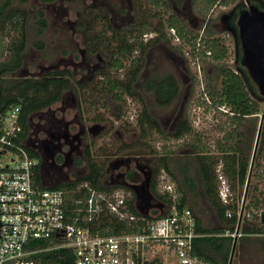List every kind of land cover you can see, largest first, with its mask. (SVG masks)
Instances as JSON below:
<instances>
[{
    "label": "rangeland",
    "instance_id": "1",
    "mask_svg": "<svg viewBox=\"0 0 264 264\" xmlns=\"http://www.w3.org/2000/svg\"><path fill=\"white\" fill-rule=\"evenodd\" d=\"M252 2L264 10V0H252ZM11 3L12 6L24 9L28 13L26 50L23 54V64L16 72V76L37 77L45 72L59 69H67L71 73V86L63 91L62 100L52 104L48 109L32 113L29 117L30 130L25 139L27 147L31 143L33 144L34 138L43 134L42 138L46 140L48 138L46 132L58 131L54 128L61 119L60 116L64 109L66 119L72 122V124L70 123L72 132L75 127L78 128L74 124L75 122L80 120L84 124L86 130L83 135V143L86 141V144L81 145L82 149L90 146L94 159L98 162L105 161L106 169L110 162L115 161L116 157H126V163H130V169L137 170V164L149 169L153 162L157 163L156 157L161 154L163 145L164 148H169L172 152L168 159L171 166L185 158L192 159L193 153L187 144L179 140L165 139L158 136L156 131L147 134V138L140 141L135 121L141 106L139 100L135 96L126 95L119 103L110 100L109 95L103 91L105 80L101 74L106 70L111 78L122 79L125 73V68L110 71L105 67L104 38L109 41L111 47L116 43L112 29L117 30L118 33H125L128 28H131L134 21L148 20L151 17L153 20L150 22V27H153L157 16L165 19L168 13L175 12L184 18L190 29L195 32L201 31L205 20L192 8V0L177 2L162 0L159 1V6H156L151 0H55L48 3H43L40 0H11ZM237 4H241V7L246 9L245 0H235L234 3L227 6L216 3L210 7L207 13L211 17L212 29L217 33V36L221 37L227 48V54L222 63L235 71L238 66L244 70L245 68L240 64V58L235 51L234 33L228 27L230 25H227L223 16L229 14ZM39 10L44 12L47 22L41 32L38 31L36 21ZM103 14H106L107 17H104ZM89 26L91 28H88ZM165 33L170 42L161 39L156 43H151L150 38L155 35L151 32L143 36L145 41L150 43L149 46L142 51L137 49L133 52L131 57H139L142 67L135 83V89L141 94L164 132L172 131L176 121L186 113L194 133L199 134L202 142L206 144L207 153L220 156L221 153L217 149L216 143L222 139L223 131L229 126L225 116L228 109L226 106L211 103L208 96L209 103L203 99L202 88L196 77L197 71L189 53V47L182 40L171 39L169 32ZM235 34L237 35V27ZM16 35V31L12 27L0 31V62L9 56L10 42ZM126 35L128 34L126 33ZM88 38L91 42L89 48L83 43L84 39ZM173 43L175 47V43L181 46V52L174 48ZM216 64L206 57L199 61L201 75L204 76V72L212 75V84L219 88L220 78L213 74L216 71ZM165 74H172L175 77L180 84V92L169 104L159 105L151 93L144 91L142 83L149 77L159 78ZM244 79L249 91L252 88L256 90V86L249 76ZM202 82H206L205 78L202 79ZM259 100L260 112L254 120H245L240 128L241 136L251 145L249 159L250 162L254 160L255 167L253 168L251 165L249 171L247 185H250V188L247 194L245 185L237 201V205H241L238 227L241 235L234 237L236 243L231 256V264H264V253L259 240H256L258 235L246 234L241 230L246 221H257L260 214L264 212V147L262 153L254 152V158L252 153L260 118H262V124L264 123V98ZM54 112L56 116H54ZM74 115H76L75 119ZM93 125L97 126L95 133L89 131L90 126ZM38 128L40 131L37 130ZM259 142L260 134L255 150L260 145ZM125 144L127 147H124ZM40 155L43 156L40 175L43 176L44 184L69 181L75 174H83L87 171L83 151L72 156L76 165L69 164V161L66 160L68 156L62 153L61 161L54 160L50 167L51 161L57 155H51L50 151L44 150L40 152ZM219 163L217 162L215 168L217 177L222 175L219 171ZM47 165L48 167H46ZM123 168L124 166L121 167V170ZM161 171L162 169L156 175L158 191H160ZM254 171L259 172L260 177L256 178L257 176L253 174ZM111 172V168L107 169L105 181L110 178ZM192 173L197 177L195 167H192ZM143 179L144 177H142ZM253 187H256L254 194L261 199V203L258 208L247 209L244 206L249 202V194L252 193ZM238 194L236 191V197ZM248 211H250V215H247ZM241 236L244 238L241 239Z\"/></svg>",
    "mask_w": 264,
    "mask_h": 264
},
{
    "label": "trees",
    "instance_id": "2",
    "mask_svg": "<svg viewBox=\"0 0 264 264\" xmlns=\"http://www.w3.org/2000/svg\"><path fill=\"white\" fill-rule=\"evenodd\" d=\"M40 1L48 3L55 0ZM151 1L159 6V1L162 0ZM234 2L235 0H192V8L205 20L201 34L200 31L195 32L190 29L184 18H181L175 12L168 13L165 19L156 15L157 21H154L153 27H150V22L153 20V17H151L148 20L134 21L131 28H128L125 33H118L117 30L112 29L116 43L111 47L109 41L104 38L105 67L110 71L125 68L124 77L113 79L106 70L101 72L102 78L105 80L103 91L109 95L110 100L119 103L124 95L135 96L139 100L141 106L135 121L139 130L140 141L146 139L147 134L156 131L158 136L182 141L190 147L193 153L192 159L185 158L171 166L168 159L172 152L169 148H164L163 145L161 154L157 157V163L153 162L152 179L148 190L154 197L163 200L167 204L165 196L156 190V175L160 169L165 170L170 175L179 192L180 203L188 206L191 210L196 221V230L202 234L193 240L192 251L199 258L213 264H229V262L231 264L230 255L234 251L236 242L233 247L234 238L224 235V233L233 231L238 223L237 201L245 185L247 194L250 188V185H247V179L250 176L249 167L250 165L253 168L255 167L254 160L252 159L253 161L250 162L249 159L251 145L241 136L240 128L245 120H254L260 112L259 99L264 98L254 88L251 91L247 89L244 79L248 78L246 70L238 66V71H235L223 65L222 61L226 57L227 48L221 37L216 35L217 33L210 25L211 17L207 13L212 5L217 3L227 6ZM103 16L107 17L106 14H103ZM27 20L28 13L24 9L12 6L11 0L0 1V31L12 27L17 34L10 42L9 56L0 62V112L11 106L20 105L19 122L22 132L19 135V140L24 139L29 131V117L31 114L42 111L58 102L61 99L62 92L71 86V73L67 69L48 71L37 77L16 76V72L23 64V54L26 50ZM36 21L38 31L41 32L47 25L43 11L39 10L37 12ZM229 23L230 27L236 30L234 17L229 20ZM169 28H173L182 39V42L189 47V53L192 57L198 55L200 59L204 58L206 56L205 51L209 50L210 55L207 58L217 63L216 71L213 74L220 78V87L214 86L211 81L212 75L204 72L203 80L205 78L206 82L204 83L203 92L210 98L211 103L226 106L228 109L225 116L229 126L223 131L222 139L216 143L217 149L221 153L220 156L207 153L206 144L202 142L199 134L194 133L186 113L176 121L172 131L164 132L157 118L150 112L141 94L135 89V83L142 67L139 57H131L133 52L137 49L142 51L149 46L150 43L143 39V35L151 32L155 34L150 38L151 43H156L161 39L170 42L165 33ZM134 31L135 34H133ZM83 43L88 48L91 46L89 38L84 39ZM202 46L204 49H202ZM237 46V56L240 58L239 43ZM174 48L181 52L180 45H176ZM142 86L144 91L153 95L155 102L159 105L169 104L180 92V84L172 74H165L159 78L149 77L143 81ZM256 96L258 97L255 98ZM259 134L260 145L256 148L255 153H262L264 147V123L262 124V122ZM124 146L127 147V144ZM25 149L30 155L36 156L35 152L27 147ZM84 157L88 168L86 174L75 176L72 180L52 185V187L74 190L79 183L87 181L93 188L107 189L109 186H105L103 181L106 175L105 161L98 163L91 155L89 146L84 148ZM217 162H220L219 171L226 178L233 198L227 204L222 203L217 194L218 180L215 173ZM192 167H195L197 177L192 173ZM253 174L257 176L256 178L260 177L259 172L254 171ZM127 177L129 180L136 182L139 176L131 170ZM35 179H39L38 172L35 174ZM126 190L130 192L126 200L128 211L136 216H141L135 208L134 193L128 188ZM236 191L239 193L237 197L235 195ZM255 191L256 187H253L252 193L249 194V202L244 206L247 209L251 207L258 208L261 203V199L254 194ZM83 192L84 190L80 189V192H72L71 196H81ZM227 211L231 212L230 217L226 215ZM160 215H164V213L157 216ZM142 217L147 220L153 216L142 215ZM99 218L97 224L93 225V230L96 228L100 233L115 234L130 229L128 224L117 220L109 213L102 214ZM241 230L246 234H257L256 240H259L264 253V212L260 214L259 220L246 221ZM242 238L244 237L241 236ZM57 242L51 239L32 240L28 247L40 250L33 253L31 257L39 264H74L73 251L65 247H53ZM149 264L161 263L152 262Z\"/></svg>",
    "mask_w": 264,
    "mask_h": 264
},
{
    "label": "built area",
    "instance_id": "3",
    "mask_svg": "<svg viewBox=\"0 0 264 264\" xmlns=\"http://www.w3.org/2000/svg\"><path fill=\"white\" fill-rule=\"evenodd\" d=\"M167 32L171 39L182 40L173 28ZM205 55L207 58L210 51L206 50ZM200 60L198 55L192 57L203 99L209 103L203 92ZM19 115L20 105L0 112V264H39L31 255L40 249L28 245L32 240L49 239L58 241L53 247L71 249L74 264H213L193 253V240L202 234L196 230L191 210L180 203L176 185L164 170L159 190L167 200L166 212L147 220L128 211L127 193L121 187L100 190L87 181L74 190L46 186L37 169V156L30 155L23 140H19ZM217 180L219 199L224 204L231 202L227 180L222 175ZM80 189L84 190L81 196H71ZM240 206L235 229L224 235H241ZM105 213L125 222L130 229L115 234L93 230ZM226 215L230 217L231 212Z\"/></svg>",
    "mask_w": 264,
    "mask_h": 264
},
{
    "label": "flooded vegetation",
    "instance_id": "4",
    "mask_svg": "<svg viewBox=\"0 0 264 264\" xmlns=\"http://www.w3.org/2000/svg\"><path fill=\"white\" fill-rule=\"evenodd\" d=\"M245 3H246V9L248 8L249 4H253V5L257 6L258 8H260V6L253 3L252 0H245ZM241 6H242L241 4L235 5L233 7V9L229 12V14L223 16V19H225L227 25H230L229 20L232 17H234V20L236 19L235 20V25H236V21H237V17L239 15V12L241 10H243V8ZM228 27L234 33L233 34L234 35V47H235V51L237 52V47H238L237 44L239 43L238 37L235 34V30H233L230 26H228ZM63 95L64 94H62L61 99L59 101L62 100ZM46 109H48V108H46ZM54 116H56L55 112H54ZM60 118L61 119L57 122V125H55V128H54L58 131L54 130L52 133L46 132V134H48V138H46V140L42 138V136H43V134H42V135L34 138L33 144L31 143L29 145V147H27L25 144V139L27 138L29 131H28L26 137L24 139H22L24 142V145L28 149H30L31 151L35 152V155L38 158V165H37L38 171H40L41 158H43V156L40 155V152L42 150L47 151V152L50 151L51 155L52 154L57 155V157L51 161L50 167H51V164L54 162V160L58 159L59 162L61 161V154L62 153L63 154L65 153L66 156H68L66 160L69 161L68 162L69 164L72 163L75 165H76V163L74 161V158L72 159V156L74 157L75 153L80 154V152H82V151H83V155H84V150L82 149L81 145L84 143L86 144V141H84V143H83V135L85 134L86 129L84 127L83 122H81L80 120L75 122L74 124H76V126H78V128L75 127L74 132H72L70 129V123L72 124V122H70L69 119H66L64 109L62 111ZM73 118L75 119L76 115H74ZM29 130H30V126H29ZM37 130L40 131L39 128ZM21 132H22V129H21ZM53 133H55L56 135ZM54 143H55V145H54ZM64 149H66V151H64ZM126 161L127 160L122 162L123 166H124V170H122V171L118 170L115 173L113 170L114 166H112L115 163H113V162L109 163V167L107 169L111 168L112 172L110 173V176H109L111 181L119 182V183H121V182L126 183L127 182L128 178L126 177V173L130 171V163L129 162L126 163ZM46 167H48V165ZM139 167L142 168L143 165L137 164V168H139ZM106 172H107V170H106Z\"/></svg>",
    "mask_w": 264,
    "mask_h": 264
},
{
    "label": "water",
    "instance_id": "5",
    "mask_svg": "<svg viewBox=\"0 0 264 264\" xmlns=\"http://www.w3.org/2000/svg\"><path fill=\"white\" fill-rule=\"evenodd\" d=\"M236 26L240 47V64L245 68L249 78L255 84L259 95L264 96V10L253 4H249L247 9H243L239 12ZM261 122L262 118H260L258 124L253 154L258 141ZM96 130L97 126L95 125L89 128L91 133H95ZM250 168L251 165L249 171ZM130 187L136 193L137 191L139 192V187L136 188V185L131 184ZM234 243L235 240L233 242V247ZM231 256L232 253L230 255V261Z\"/></svg>",
    "mask_w": 264,
    "mask_h": 264
},
{
    "label": "crops",
    "instance_id": "6",
    "mask_svg": "<svg viewBox=\"0 0 264 264\" xmlns=\"http://www.w3.org/2000/svg\"><path fill=\"white\" fill-rule=\"evenodd\" d=\"M90 127H92V126H90ZM89 148H90L91 155L93 156L92 151H91V147L89 146ZM157 157H156V160H157ZM122 158L116 157L115 161H113V163H115L114 165H112V166H114L113 167L114 173L117 172L118 170L122 171L121 170V167L123 166V163H122L123 161L122 160H125L126 157H122ZM84 160H85V164H86V159L84 158ZM101 162H104V161L100 160L98 163H101ZM152 165H151V168H149V169L146 168V167H142V168L139 167V168H137V170L130 169V171L131 170L135 171L138 174V176H139L138 177V181H136V182L129 180V178L127 177V174L130 171L126 173V177L128 178L126 183L114 182V181H111L110 178L107 181H105V177H106V175H105L103 181H104L105 186H109V187L107 189H103V190H110V189L115 188V187H121L127 192V199H128V196L130 194V192L126 190V188H128L129 190H131L134 193V196H135L134 204H135V208H136V210L138 211L139 214L144 215V216L145 215L155 216V215H158V214L165 213L166 212V203H164L163 200L154 197L153 194H150V192L148 190L149 185L151 183V179H152V172H153ZM86 167H87V164H86ZM106 170L107 169L105 167V171ZM123 170H124V168H123ZM87 171H88V168H87ZM87 171L85 173H83V174H75L72 177V179L75 176H82V175L86 174ZM106 174H107V172H106ZM142 177H144L143 180H142ZM41 179H43V176H42ZM72 179H70V180H72ZM55 184H59V183H53V184H50V185L49 184H45V185L46 186H52V185H55ZM131 184L136 185V188L139 187V192L137 191V193H136L130 187ZM157 192L160 193V191H158V190H157Z\"/></svg>",
    "mask_w": 264,
    "mask_h": 264
}]
</instances>
